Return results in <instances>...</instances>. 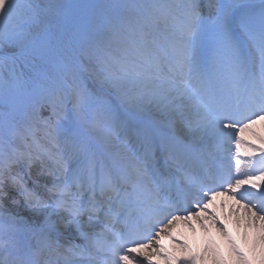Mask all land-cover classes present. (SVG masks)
I'll return each instance as SVG.
<instances>
[{
    "label": "snow or ice",
    "instance_id": "obj_1",
    "mask_svg": "<svg viewBox=\"0 0 264 264\" xmlns=\"http://www.w3.org/2000/svg\"><path fill=\"white\" fill-rule=\"evenodd\" d=\"M261 122L264 0H0V264H144L225 195L215 264H264Z\"/></svg>",
    "mask_w": 264,
    "mask_h": 264
},
{
    "label": "bare ground",
    "instance_id": "obj_2",
    "mask_svg": "<svg viewBox=\"0 0 264 264\" xmlns=\"http://www.w3.org/2000/svg\"><path fill=\"white\" fill-rule=\"evenodd\" d=\"M255 130L264 132V122H261L258 125H256ZM243 139L245 143L251 144L253 148L260 149L264 147L260 144L259 140H256L254 137H252L248 133L244 134ZM230 146L231 144L224 146L225 151L221 154L222 155L221 160L229 158L228 154L226 153V149L229 148ZM240 155H241V159H240L241 165L243 168V165L248 164L251 159H258L261 154L260 152H257L255 157H250V156L245 155L244 149L242 148ZM231 168H232V171L235 172V166H232ZM243 171H246V169H243ZM258 183H261V182H258ZM244 187L248 188L249 186L245 185ZM227 200H230L227 195L217 197L216 200L213 202V204L207 209L206 213L201 212L199 214V218H197L196 215H192V218L188 220V222L189 221L191 222L192 220H196L200 222L199 227H201V229L195 228L193 231L196 233L198 231L204 233L202 234L201 238L199 239L195 238L197 237V235H195V233L191 231L190 229L186 230L185 224L184 223L182 224L184 227V233L190 234L193 240L192 242L193 253L192 251L189 250L190 245L187 246L188 248L184 247V250H181V253L184 255L187 261H190L193 257H195V264H215L214 250L218 252L220 255H222L226 260H229V261L232 260V256L230 255V247L223 233L220 230H217L215 235H213L211 232L215 231L214 226L213 225L209 226L207 224V222H210V220H212L209 213L212 216H215L217 214V219H218V216H219L218 210L220 207V203H222L226 207H228L229 204L231 205L232 202L230 201L227 202ZM236 208L237 206H234L229 216V219L227 218V220L225 221L226 223L225 227L227 231L230 232L231 235L235 238V240L238 243L243 245L244 240H245V230H244L243 225L246 223V220L241 219L242 217H244V212L241 214V212H239V210H237ZM205 218H208V220H205ZM192 235H194V238ZM164 240L165 241L168 240V235L165 236ZM81 242L82 241L79 238L75 240V243L77 244ZM151 244H152L151 249H146L148 251V255H146V258L149 257L150 259H152L153 256H158V255L160 256L161 246H162L161 244L155 241V235H153L151 239ZM137 260H140V259H137ZM177 261L183 264L182 261H180V259L178 258L176 261H171V262L165 259L164 260L160 259L155 263L161 264V262H163L164 264H177Z\"/></svg>",
    "mask_w": 264,
    "mask_h": 264
},
{
    "label": "rangeland",
    "instance_id": "obj_3",
    "mask_svg": "<svg viewBox=\"0 0 264 264\" xmlns=\"http://www.w3.org/2000/svg\"><path fill=\"white\" fill-rule=\"evenodd\" d=\"M232 202L231 205L229 204L228 207L224 206L223 204L220 205L219 207V210H218V219H217V214L215 215L216 219L218 220L219 224L220 225H224L226 226V223L225 221L227 220V218L229 219V216L232 212V209L234 208V206H237V210H239V212H241V214L244 212L243 209L240 208V205L239 204H236V202L232 199L230 200H227V202ZM205 220H208V218H205ZM185 229H190L191 231H193L195 228L196 229H201L200 226V222L199 221H196V220H192L191 222H185ZM207 224L210 226V225H213L214 228H215V231L211 232L213 235H215L216 231L219 230L218 228V225L216 223L213 222V220H210V222H207ZM194 232V231H193ZM195 235H197V239L201 238L202 232H194ZM193 238H194V235H192ZM172 238L165 242L163 245L165 246L163 249V254H160V256H153L152 259L150 258H146V256H142L140 257L139 259L140 260H143L144 261V264H148L149 261H151V264H158V263H155L157 262L158 260L160 259H163L164 260V255H167V254H171L172 256L180 259V261L185 262L187 261L186 258L184 257V255L181 253V250H184V247H182V245H190V251H192V237L190 236V234H187V233H184V227L182 224H179L177 225V227L175 228V230L173 231L172 233ZM188 248V247H187ZM185 252V251H184ZM147 254L148 253L146 251H144V254ZM193 253V251H192ZM195 253V252H194ZM145 254V255H146ZM161 264H164L163 262H161Z\"/></svg>",
    "mask_w": 264,
    "mask_h": 264
}]
</instances>
